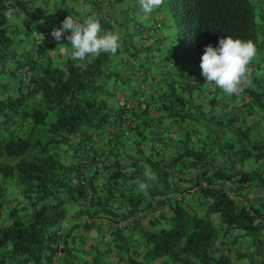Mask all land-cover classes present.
Returning <instances> with one entry per match:
<instances>
[{
  "label": "trees",
  "instance_id": "obj_1",
  "mask_svg": "<svg viewBox=\"0 0 264 264\" xmlns=\"http://www.w3.org/2000/svg\"><path fill=\"white\" fill-rule=\"evenodd\" d=\"M260 1L258 12L256 0H164L147 16L148 21H142L136 11L139 0L113 13L104 11L105 5L118 8V0H70L73 6L67 0H0V264H264V72L258 74L264 59L253 67L250 83L238 94L246 101L238 108L205 85L207 95L202 87L196 99L189 98L192 89L200 87L195 71L181 76V82L170 83V92L152 85L160 91L155 103L161 114L155 124L166 118L184 125L182 150L167 161L160 156L166 147L161 136L153 154L144 158L128 154L129 167H117L122 151L113 146L104 155L113 154L115 160L101 161L93 133L111 122L121 125L127 101H109L114 95L110 80L114 79L113 86L118 77L122 83L131 81L111 68L115 56L146 54L156 58L157 66L162 59L172 64L182 60L202 72L206 46L219 47V40L227 36L252 40L257 53L264 54V0ZM82 2L97 11L101 35L119 34L120 47L115 55L101 53L85 61H73L70 54L58 65L47 52L46 37L53 24L47 26L45 17L64 21L78 16L75 6ZM164 8L176 27L178 47L168 45L162 57L152 52L161 53L164 46L155 32L171 25L152 19ZM20 18L27 21L22 30L17 26ZM33 31L44 36V43L37 42ZM134 36L140 39L136 42ZM141 39L154 43L143 44ZM33 51L38 58L34 59ZM14 80L16 89L9 86ZM132 87L135 96L144 95L139 81ZM4 89L10 91L6 96ZM151 99L149 94L144 107L137 102L130 108L131 134L147 136L153 123ZM122 131L125 134L124 127ZM228 132L240 142L237 152L230 151L236 143L224 137ZM108 136L112 145L116 137ZM87 156L92 158L86 163ZM100 161L101 170L94 167ZM250 161L255 165L243 169ZM146 167L156 179L147 181L144 194L138 183L145 182ZM89 168L93 171L86 173ZM104 169L113 171V181L101 178ZM100 178L104 180L98 185ZM192 186L202 212L191 211L185 201L193 196ZM249 186L254 187L253 197L245 189ZM227 189L248 204L231 197ZM176 194L179 199H174ZM154 201L166 205L169 212L145 225L139 216L155 208ZM71 203L79 206L80 217L84 213L94 219L88 223L80 218L85 226L102 217L115 224L108 248L116 255L114 262L107 261L96 245L84 251L87 258L76 253L72 230L62 231ZM213 212L219 214L218 223ZM128 219L126 226H119ZM234 228L240 233L234 235Z\"/></svg>",
  "mask_w": 264,
  "mask_h": 264
},
{
  "label": "crops",
  "instance_id": "obj_2",
  "mask_svg": "<svg viewBox=\"0 0 264 264\" xmlns=\"http://www.w3.org/2000/svg\"><path fill=\"white\" fill-rule=\"evenodd\" d=\"M69 3V6H73V3L70 2V0H67ZM119 4L117 5L118 8H114L113 5L109 4L108 7H105L104 11L113 13L118 12L119 10L124 9L123 3L127 2L129 3L128 5H133L135 4L136 0H118ZM262 1L260 0H256V9L259 12L261 10V5ZM75 8H77L79 10L78 12V16H74L76 19H78L81 22L87 18L88 16H92L94 14H97L96 10H89L86 9L82 4L76 5ZM155 10V9H154ZM153 10V11H154ZM137 13L139 14V16L142 17V21H146L147 20V16H150L151 14H144L141 10V8L136 10ZM153 13V12H152ZM148 21V20H147ZM27 22L25 21L23 18H20L17 20V26L20 27V30H22V28H25V25L22 27V25ZM62 27L61 22H55L53 23V29L55 28H60ZM53 29L50 31L49 34H47V41H48V47H47V52L48 54L53 58L54 62L58 65H62L64 64V62L66 61L67 56H69L72 52L71 46H70V42L67 40V35H70L71 32L69 31L68 33L65 34L64 38L60 41L55 40L51 33L53 31ZM170 31L166 30V31H162L159 34L161 39V43L166 46H163V51L161 52L164 56L167 55V49L168 47V39L167 36L169 35ZM149 42H151L149 40ZM150 44V43H149ZM28 47H26V49H29L30 44L27 45ZM33 57L34 59L38 58V55L33 51ZM127 56V57H126ZM122 55V56H115L113 58V61L111 63V68L115 71H118V73L121 76H127L130 81L133 80V76H130L127 73V65L125 64V61H127V58L129 57L128 55ZM91 57V56H90ZM89 57V58H90ZM156 58L151 59L150 63H152L154 61V68L152 69V71L159 70V66H157V60H155ZM264 59V54L262 53H257L256 56L254 57V59L252 60L251 64L249 65V67L251 68V70L253 69V67L255 68V66L257 65V62H260ZM168 63L167 61H165V64ZM181 64H179V62L177 64H173V67L178 68L180 67ZM186 68V66H185ZM183 69L182 72L179 71V75L173 76L171 75V73L168 72V74L170 76H168L167 83H171V82H181L180 77H185V73L187 72H192L195 71L197 73V70H189L188 68ZM153 74H151L150 78L155 77L154 72H152ZM163 69L160 68V72H162ZM264 72V62H263V66H261V70L260 72H258L259 76H262ZM252 73V71H251ZM121 78V77H118ZM198 80V79H197ZM122 79L118 80V83L114 86V95L111 97V99L109 100L110 102H112L113 104H118V103H123L124 101H128L130 98H132L133 100H136L137 98L141 97V92L137 93V95L135 96L134 93H132V91L134 90L132 87L133 83H127V84H122ZM135 84V83H134ZM161 90L163 91H168L170 92L169 86L164 89L163 86H160ZM213 89L212 86H209ZM198 90V89H197ZM158 90H154L153 87L149 85L148 90L144 91V95L142 96L145 100L148 99L149 94L153 95V99H151L152 106L150 108L149 111V119L153 122L150 123V129H147V136H145L144 138L137 134H129V135H125L122 132L123 127L121 125H117L116 122H111L108 125H105L102 129H100L99 131H93V133H96V137H95V142H96V149H97V154L100 158V160L102 161L105 158H108V161H114V155H109L106 156L104 155V153L107 152L108 148L110 146L116 147L118 150L122 151V157L120 159V161L118 162L117 167H121L125 168V167H129L130 165V157H128V154H132L136 157H145L148 155H151L154 153V146L152 144L149 143V140L152 138H158L157 136H161L163 142L165 143L166 147L163 150L162 154H160V156H164L166 158L165 161H167L170 156L174 155L175 153H178L182 150V146L180 144V141L184 138V125H180L179 123H175L172 122L170 119L167 120L166 118L161 119L157 124H155V121L157 120V117L160 116L161 111L158 108L157 102L156 101V97L158 95ZM209 92V91H208ZM212 93H214V91H212ZM211 93V95H212ZM126 97L128 98L127 100ZM224 97H227V100H231V96L230 95H226L224 94ZM239 97V98H238ZM235 97V99H232L231 101V105H235V108H238V106L240 107L241 104H243L245 106L246 101L242 100V96ZM245 99V97H243ZM150 100V99H149ZM240 100V101H239ZM247 100V99H246ZM243 101V102H241ZM240 105H239V104ZM218 108L220 110L221 106L218 105ZM261 113V110H257V113ZM148 119V120H149ZM159 125V126H158ZM261 127L263 125H260ZM260 128V127H258ZM114 135L116 138H114V140L112 141V145L109 144L108 141V135ZM204 134V133H201ZM118 136V137H117ZM225 138H227L230 141H233L234 143H236V147L233 149H231V152H237L238 149H240V142L237 139V137H233V134H231L230 132L226 133L224 135ZM143 139V141H142ZM140 148V150H139ZM159 157V156H158ZM116 158V157H115ZM97 162L95 164V168H98L99 170H101V167H103L102 162ZM246 163V162H245ZM250 166H254L255 165V161H250L248 162ZM240 163H237V166L240 167ZM249 165H245L242 166V168H247ZM93 169V168H92ZM92 169H86L85 172L89 173L90 170L93 171ZM112 170H107L104 169L101 178L105 177V178H110L111 181H113L114 176L112 177ZM189 177V176H188ZM99 179L98 180V185L101 184V182H103L104 179ZM120 180V179H118ZM116 180V182L118 181ZM131 184L135 185L134 181H130ZM11 187L15 188V191H18L19 188H17L16 185H12ZM195 186H192L190 188L189 191L193 192V196H190V198L185 199L186 202H188V204H190V208L191 209H196L198 207L199 210H202V204L201 201L196 197V193H194L196 191ZM135 188L133 187L132 190H134ZM248 191V196L249 197H253V193L252 190H254L253 186H249L245 188ZM251 191V192H250ZM155 202V201H154ZM156 203V202H155ZM69 213L68 216L66 218V220L63 223V234L68 233L70 230H72V233L74 234L73 237H71L73 239V245L75 247L76 253L83 257V258H87L88 256L85 255L86 249L89 245H96L97 247L100 248L101 251H103V257L110 262H114L116 259V255L114 254L113 250H109L108 248L111 247V234H112V230L114 229L115 224H113L109 218L106 217H102V218H96L95 223L93 225L90 226H85L83 223H81V219L82 216L80 217V215L78 214V209L79 206L76 203H71L69 204ZM155 208H151V209H147L146 211H144V213L142 215L139 216V219L141 220V222L145 225L149 224L150 219H153L155 217L158 216V214H166L169 212V208L166 205H163L161 203H156L155 204ZM81 218V219H80ZM129 219L126 221H121L119 223V226H126L129 223ZM80 222V223H79ZM128 230V229H127ZM130 230V229H129ZM223 231H221L222 233ZM232 232L235 234H239L240 231L237 230V228H234L232 230ZM135 235L133 236L134 239L139 240L140 237L137 236L136 233H134ZM235 247V245L233 246ZM235 249V248H233ZM85 251V252H84ZM87 254V253H86ZM157 264V263H156Z\"/></svg>",
  "mask_w": 264,
  "mask_h": 264
},
{
  "label": "clouds",
  "instance_id": "obj_3",
  "mask_svg": "<svg viewBox=\"0 0 264 264\" xmlns=\"http://www.w3.org/2000/svg\"><path fill=\"white\" fill-rule=\"evenodd\" d=\"M163 4L164 0H139V6L144 14H151L154 9ZM69 31L71 34L67 35V40L70 42L73 61H85L90 56H99L101 53L115 55L120 47L119 34L109 31L101 35V22L94 15L88 16L83 22H79L70 15L62 22V27L53 29L51 35L55 40L60 41ZM41 35L33 31V36L38 43L45 41L43 35L44 39H40ZM256 54L257 47L252 40L234 39L231 36L222 37L219 40V47L206 46L201 58V74L205 77L207 85L219 87L230 96L241 94L250 83L252 70L249 65ZM6 91L10 93L9 89ZM144 177L145 182H139L138 188L142 193L147 194L149 188L147 181L155 180L156 176L150 168L146 167ZM227 192L229 194L232 191L227 189ZM179 198L180 195L174 199Z\"/></svg>",
  "mask_w": 264,
  "mask_h": 264
},
{
  "label": "rangeland",
  "instance_id": "obj_4",
  "mask_svg": "<svg viewBox=\"0 0 264 264\" xmlns=\"http://www.w3.org/2000/svg\"><path fill=\"white\" fill-rule=\"evenodd\" d=\"M128 4L129 3L125 2V3H123V6L128 9V7L130 6ZM82 5L86 9H88V11L91 10V7L88 4V2L87 3L82 2ZM108 5H105V7H108ZM55 6H57V5H55ZM55 8H57V7H55ZM164 11L166 12V14H165ZM70 12H72V11L70 10ZM157 13H158L157 15H158V17L160 19L157 18L156 17L157 15H156L154 17L155 19H152V20H155V21L156 20H163L165 26H170L171 25V27H169V28L162 27L158 31L155 32V35H159L163 30L164 31L169 30L170 33H169V35L166 38V39H168V42H167L168 45H173L174 47H178V42H177V39H176V36H175L176 35V27L174 26L173 21L171 20V18L169 16V12H168L167 8H164L163 10L157 11ZM44 14L47 15V13H44ZM45 20H46L45 22H46L47 26H50L51 24H53V22H59V21L61 22V25H62V22H63L62 20H56V17L55 16L52 17V18L45 17ZM157 37H159V36H157ZM138 39H140L138 36H134L133 37V40L136 41V42L138 41ZM141 40H142V43L143 44L150 43L146 39H141ZM151 43H154V42L151 40ZM152 52H154V53L157 54V55L155 54V56H160V55L162 57L164 56L162 53H158V50H152ZM150 60H151V58L148 55H146V54H141V55L135 56V58L128 57V60L125 61V64L127 65V73L130 76H132V71H135L136 72V76H135V78H133V80L131 81V83L134 84V83H136L138 81L140 82V84L141 83H145L146 86H145L144 91L148 90L149 85H150V87L152 85H154L157 88L159 86H163L164 89H166L169 86V89H170L171 88L170 87V84L167 83V80H166L168 78V76H170L168 74V72L171 73V75L176 76V75H179L180 74L179 71L182 72V70L186 66V68H188L189 70H197V74L199 73L197 77H198V80L200 82V87L199 86L197 87L198 90L197 89L196 90L195 89H192V92H190L189 98L191 96L192 99H196L197 95L201 92L202 87H203L204 94L207 95V89L204 88V85L206 87H209V85L206 84L207 81H206L205 77L201 74L202 72H200L198 70V68H197L196 65L191 64V63H188V62H185V61H182V60H179V64H181V66L178 67V68H175V67H173V64L172 63L168 62V63L165 64L164 59H162V61L159 62V65L158 66L160 68H162L163 71L160 72V68H159V70H156V68H155V71L154 70L152 71V72H154V75H155V77L153 79V78H150V76H151V70L154 68V65H153L154 64V61L152 63H150ZM141 70H143L144 73L141 74ZM117 79L118 80H121L122 78H117ZM110 82L112 83V82H115V81H114V79H112V80H110ZM111 83H110L111 89L115 88ZM171 83H173V82H171ZM122 84H126V83H122ZM9 86H10V88H15L16 89L18 87V81L17 80L11 81V84H9ZM140 87H141V85H140ZM212 87L215 90V92H217L216 93L217 96H224V94H226L219 87H216V86H212ZM208 93H210V92H208ZM6 95H8V91L5 90V93H3V96H6ZM226 95H228V94H226ZM226 98L227 97H223V99H226ZM232 99H235V98H231L230 104H231ZM208 103H209V100L207 101V97L205 96V106H207ZM205 106H203V107H205ZM199 129H201V128H199ZM245 164L246 165H249V163H247V162ZM136 190L137 189H134L133 191L135 192ZM177 196H178V194H176L174 196V198H176ZM68 206L70 207V205H68ZM193 210L194 209H191V211H193ZM196 210L202 212V210H199L198 207L196 208ZM212 218L215 220L216 223L219 222V214L218 213L213 212L212 213Z\"/></svg>",
  "mask_w": 264,
  "mask_h": 264
},
{
  "label": "built area",
  "instance_id": "obj_5",
  "mask_svg": "<svg viewBox=\"0 0 264 264\" xmlns=\"http://www.w3.org/2000/svg\"><path fill=\"white\" fill-rule=\"evenodd\" d=\"M143 73V71L141 70V74ZM141 90L144 91L145 89V86L146 84L145 83H141ZM143 95L141 94V97H139V99L137 100H133L132 98H130L126 103H125V107H124V110L121 114V117H120V121H121V124L123 127H125V133L126 134H130V131H129V126L132 125V122L130 121V108L132 107V105H134L135 103L138 102V104L140 105V107H144L145 106V99L142 97ZM108 138H110V136H108ZM149 143L152 144L153 146L155 147H159L161 145V142L159 139L157 138H152L149 140ZM92 146L93 144L92 143H89L88 144V149H92ZM91 156H87L85 157V162H89L91 160ZM203 185H206V182L205 181H201ZM230 196H233L235 198H237V200H239L240 202L244 203L245 205L248 204L247 200L243 199L242 196L240 195H234L232 192H229ZM89 197V195H88ZM82 220H84V222H92L93 219L91 217H89V215L87 214H84L82 215ZM126 221V220H124ZM59 246H62V244L60 243Z\"/></svg>",
  "mask_w": 264,
  "mask_h": 264
}]
</instances>
